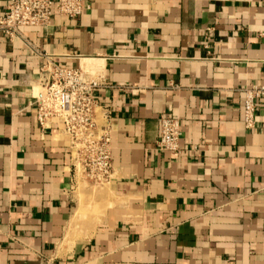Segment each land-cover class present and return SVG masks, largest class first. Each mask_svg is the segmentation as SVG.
Wrapping results in <instances>:
<instances>
[{"label":"crops","instance_id":"obj_1","mask_svg":"<svg viewBox=\"0 0 264 264\" xmlns=\"http://www.w3.org/2000/svg\"><path fill=\"white\" fill-rule=\"evenodd\" d=\"M86 3L0 36V264H264V97L244 123L245 90L264 87V0ZM43 55L103 77L105 185L38 123ZM164 116L181 124L177 158L158 148Z\"/></svg>","mask_w":264,"mask_h":264},{"label":"built area","instance_id":"obj_2","mask_svg":"<svg viewBox=\"0 0 264 264\" xmlns=\"http://www.w3.org/2000/svg\"><path fill=\"white\" fill-rule=\"evenodd\" d=\"M88 9L86 0H9L0 17V36L24 39V29L48 28L56 15L77 19ZM38 94L35 96L37 120L42 129L54 122L70 139L75 168H80L94 185H105L112 177L111 110L103 107L95 95L105 83L100 73L87 68H66L52 56L43 55ZM244 123L247 130L256 126L257 103L264 87L245 90ZM101 119V122L99 120ZM158 148L173 157L183 153L181 124L168 116L160 119Z\"/></svg>","mask_w":264,"mask_h":264}]
</instances>
